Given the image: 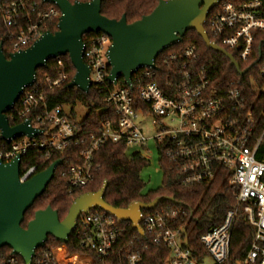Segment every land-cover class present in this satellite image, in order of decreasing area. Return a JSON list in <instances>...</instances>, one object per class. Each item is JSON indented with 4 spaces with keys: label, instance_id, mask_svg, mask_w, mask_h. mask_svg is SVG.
<instances>
[{
    "label": "built area",
    "instance_id": "2783aa9c",
    "mask_svg": "<svg viewBox=\"0 0 264 264\" xmlns=\"http://www.w3.org/2000/svg\"><path fill=\"white\" fill-rule=\"evenodd\" d=\"M0 17L12 53L31 45L52 22L58 23L60 11L44 0H0ZM207 29L220 41L219 46L233 51L241 62L254 64L259 60L256 70L245 69L242 74H247L250 89L214 84L204 67L196 63L198 53L192 44L178 56L168 55L172 67L162 81L150 79L154 68L140 67L132 73L130 84L119 86L118 80H107L110 37L90 32L82 36V59L89 67L90 86L102 87L106 82L114 86L106 95L114 120L87 132L64 109L70 104L46 106L44 91L67 81L61 56L54 57L53 77L35 76L33 83L20 91L10 117L17 120L15 124L28 120V125L39 132L8 142L0 137V161L19 158V181L40 171L37 164L21 168L27 151L33 150L46 161L69 146H78L80 162L62 172L67 192L74 193L92 180V156L104 142H123L125 153L128 147L136 146L133 153L149 161L147 145L151 139L158 162L162 158L170 162L182 187L208 186L222 179L236 201L220 223L208 227L196 239L190 233L203 225L200 216L204 214L197 205L141 208L139 225L143 234L135 231L140 237L146 234V239L126 235L123 222L129 221L98 207L89 208L79 214L75 227L79 225L81 244L87 252L69 255L65 247L61 256L66 264H145L142 253L151 243L165 250L158 264H264V0L237 4L219 1L209 11ZM133 86L136 97L131 92ZM146 117L154 127L151 137L140 125ZM239 207L252 226V238L244 256L232 258L230 240ZM54 248L45 253L34 250L31 264H60ZM17 256L11 252L1 258L0 264H18Z\"/></svg>",
    "mask_w": 264,
    "mask_h": 264
},
{
    "label": "water",
    "instance_id": "95a60500",
    "mask_svg": "<svg viewBox=\"0 0 264 264\" xmlns=\"http://www.w3.org/2000/svg\"><path fill=\"white\" fill-rule=\"evenodd\" d=\"M55 4L60 17L54 32L45 31L25 49L9 54L2 52L0 43V137L6 142L23 134L38 133L28 125V120L10 125L6 111L10 110L24 86L31 85L36 69L45 65L49 57L67 55L74 75L69 87L87 92L90 87L89 67L82 59L83 34L102 32L111 39L106 56L109 64L107 80L116 83L122 78L130 84V77L140 67L154 68L158 53L181 41L186 30L194 29L208 48L225 55L242 75L237 61L223 47L211 41L204 29L207 13L221 0H159L153 10L133 22L107 18L100 13L101 0L74 1L44 0ZM56 159L45 169L25 181H19V158L0 161V247L7 246L20 256L24 264H31L34 250L43 245L47 236L66 243L74 231L81 212L98 207L122 221H129L139 234L141 208H154L159 198L149 203L133 201L125 208H117L103 200L107 182L95 192H84L71 202L65 217L58 219L50 206L35 211L25 228L20 223L26 209L45 189L60 164ZM174 202L173 198L166 197Z\"/></svg>",
    "mask_w": 264,
    "mask_h": 264
},
{
    "label": "trees",
    "instance_id": "16d2710c",
    "mask_svg": "<svg viewBox=\"0 0 264 264\" xmlns=\"http://www.w3.org/2000/svg\"><path fill=\"white\" fill-rule=\"evenodd\" d=\"M158 1L159 0H101L100 13L111 19H119L124 14L126 22L130 23L150 13L157 5ZM224 1L237 4L243 0ZM39 4L43 7L45 5L40 1ZM208 18L209 12L203 24L208 38L216 44H220V41L207 29ZM47 29L50 32H54L57 29V22L54 21L49 24ZM0 43L3 54L8 58L12 48L10 47V40L1 17ZM189 44L194 45L198 53L196 63L204 67L214 84L219 86H238L242 89H250V87H252L247 74L240 75L238 70H236L225 55L219 51L208 48L194 29L186 30L180 42L166 47L158 53L154 59L155 72L150 79L162 81L165 74L169 73L172 67L168 55L172 53L178 56ZM258 45L257 43V46ZM229 53L237 61L239 70L249 69L251 72L258 68L257 63L259 60L255 61L254 64H252V62L243 63L237 59L233 51L230 50ZM61 59L67 73V81L53 90L44 91L46 106L54 107L62 104L74 105L75 103L83 105L86 107L87 111L83 118L78 121V124L82 126V129H86L87 132H95L100 128L102 122L114 120L115 115L113 108L106 101L107 93L113 89L114 86L109 82H106L102 87L92 85L87 92H83L77 87H69L68 82L74 75V68L67 55L61 56ZM55 74L56 59L49 57L44 66L36 69L35 76L36 78L42 75L53 77ZM117 83L119 86H125L122 78H119ZM131 92L136 97L137 90L135 86L132 87ZM11 112L12 110L6 111V116L9 124L13 125L17 120L10 117ZM71 114L74 115L73 109H71ZM79 148L78 146H69L62 153L56 154L46 161L33 150L27 151L22 157L21 168L29 164H37L38 169L42 170L56 159H59L61 163L55 168L54 175L43 192L35 198L33 203L24 212L23 219L20 223L21 227H26L27 222L33 218L35 211L44 209L47 206L56 210L58 219L62 220L72 200L77 195L84 192H95L105 181L107 185L103 193V200L113 207L125 208L133 201L149 203L156 198H159L156 209L161 206L172 207L174 205H179L183 207H193L197 205L198 209L204 211V214L200 216L203 225H201L199 229L191 231L190 234L193 239H196L198 234L208 227L220 223L226 211L236 206L234 194L232 190L228 188L225 181L217 179L208 186L205 184H196L182 187L178 182L177 175L171 169L170 162L164 158L159 161L163 170L161 186L155 190L142 192L144 184L140 177V173L142 168L148 164V160L139 153H133L127 156L125 153L126 146L121 141L115 143L111 141L104 142L92 156V180L90 183L74 193H68L66 188V175L62 174V172H67L71 165L80 162L78 157ZM166 197L173 198L174 202L167 200ZM123 223L126 225V235L128 237L135 236L139 239H146V234L140 237L135 229L131 228L129 223ZM78 230L79 225L68 236V240L65 243L68 254H83L87 252L86 248L81 244L83 235L79 233ZM252 230V226L247 223L239 207L230 240L232 258H242L244 256L252 238ZM58 244V241L48 235L43 245L35 249V253L49 252ZM164 252V248L162 249V247L151 243L148 248L143 250V261L145 264H158L163 258ZM10 254V248L7 246L0 247V261L2 257H6ZM17 260L18 264H24L20 256H17Z\"/></svg>",
    "mask_w": 264,
    "mask_h": 264
},
{
    "label": "rangeland",
    "instance_id": "374dc122",
    "mask_svg": "<svg viewBox=\"0 0 264 264\" xmlns=\"http://www.w3.org/2000/svg\"><path fill=\"white\" fill-rule=\"evenodd\" d=\"M71 108L73 109L74 115L71 114V110H70ZM64 109L71 115L72 119L76 122L80 121L87 111L86 107H84L83 105L79 103H75L74 105H70V106L65 105ZM150 121H151V118L146 117L142 119V121L140 122L141 128L144 129V134L147 137H151L154 132L153 131L154 127L151 125ZM147 148L149 149L148 153L151 158L149 159L148 164L142 168L141 173H140V177L144 184L142 188V192H147L149 190H155L158 187H160L162 183V170L158 162V155H157L156 149L151 139L148 141ZM136 149H138L136 146L128 147V149L126 150V155L130 156L134 151H136ZM65 247H66L65 245L63 246L57 245L54 248V251L58 255V260L60 264H66V262L63 261L64 256H61V253H63V249Z\"/></svg>",
    "mask_w": 264,
    "mask_h": 264
}]
</instances>
